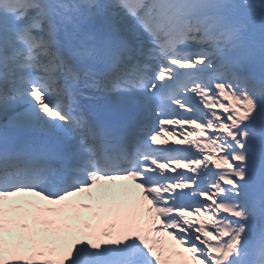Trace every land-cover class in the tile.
<instances>
[{
    "label": "snow or ice",
    "instance_id": "snow-or-ice-1",
    "mask_svg": "<svg viewBox=\"0 0 264 264\" xmlns=\"http://www.w3.org/2000/svg\"><path fill=\"white\" fill-rule=\"evenodd\" d=\"M0 264H264V0H0Z\"/></svg>",
    "mask_w": 264,
    "mask_h": 264
},
{
    "label": "rangeland",
    "instance_id": "rangeland-1",
    "mask_svg": "<svg viewBox=\"0 0 264 264\" xmlns=\"http://www.w3.org/2000/svg\"><path fill=\"white\" fill-rule=\"evenodd\" d=\"M169 139H171V138H169Z\"/></svg>",
    "mask_w": 264,
    "mask_h": 264
}]
</instances>
